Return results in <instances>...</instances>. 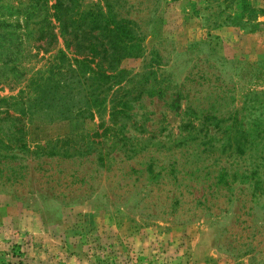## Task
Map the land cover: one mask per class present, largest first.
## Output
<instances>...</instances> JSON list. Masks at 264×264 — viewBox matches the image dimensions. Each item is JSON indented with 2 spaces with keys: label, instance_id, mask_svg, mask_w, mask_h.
<instances>
[{
  "label": "rangeland",
  "instance_id": "374dc122",
  "mask_svg": "<svg viewBox=\"0 0 264 264\" xmlns=\"http://www.w3.org/2000/svg\"><path fill=\"white\" fill-rule=\"evenodd\" d=\"M245 2L77 0L73 12L110 6L141 39L120 66L130 119L115 126L109 107L52 119L25 103L65 46L35 48L44 0H0V47L22 52L17 66L0 54V99H16L13 117L27 109L21 134L0 102V264H264V0ZM101 121L126 147L77 136L56 148L69 157L35 153Z\"/></svg>",
  "mask_w": 264,
  "mask_h": 264
},
{
  "label": "trees",
  "instance_id": "16d2710c",
  "mask_svg": "<svg viewBox=\"0 0 264 264\" xmlns=\"http://www.w3.org/2000/svg\"><path fill=\"white\" fill-rule=\"evenodd\" d=\"M224 1L228 4L239 3L242 12H245V9H250L245 0ZM43 5L46 8L48 7L47 0H44ZM75 8H78L77 0H53L45 16L38 22L41 25L39 28L41 34L35 39L36 50L47 53L59 42V39L63 41L65 50H58L57 55L54 56L47 69L44 72L36 73L30 78L28 89L32 97H28L25 103L29 102L30 107H37V109L55 110L56 113L52 119H71L75 117L93 119L97 113L105 112V109L109 107L108 122L116 126L120 119H130L131 100L129 98L131 91L125 90L121 85V79L127 72L120 66L124 60L139 56L142 50L141 39L134 27L135 23L126 17H120L112 11L110 6H107L106 9L97 6L86 11L77 10L73 12ZM51 18L54 21L53 24ZM24 26V28H28V19L25 20ZM53 29H59L65 34L61 33L58 36L53 33ZM68 29L72 30L69 37L66 36ZM23 35L26 36L27 34L23 33ZM9 44H11L9 45L10 48L8 46L0 47L4 50V53H0L1 63L3 66H7L9 63L17 66V62L19 64L22 62L18 58L22 54L19 51L21 41L18 44H12L11 42ZM69 54H72V57H69ZM71 66H77V68L74 69ZM76 71H78L77 74L69 76V72L76 73ZM86 76L89 77L86 78L87 86L84 83ZM73 78L74 81L70 82V79ZM111 91L112 94L109 97ZM143 93H145V90H141L140 94ZM82 94H84L83 98L76 99ZM75 99L78 101L74 102ZM11 101L13 103H10ZM0 102L6 105L7 110L3 112L5 117L17 123V132L22 134L25 127L23 117H25L27 109H21L23 116L13 117L8 109L11 106L14 107L16 99H0ZM25 103L22 101V106ZM2 120L0 119V121ZM100 129L102 131L99 133ZM111 130L112 128L106 127L105 122L101 121L97 130L93 133H86L85 135L81 133V135L50 141L49 145L53 148L38 146L35 153L69 157L70 155L67 153L60 154L56 151V148L58 146L64 148L73 142L77 143V139H75L77 136L81 137V140L89 138L91 143L95 145H102L105 138V141H112L110 147L114 143H121L122 147H126L127 140L130 138L122 134L119 139L118 133H111ZM21 140V137L16 139L17 142ZM9 147L11 148V146ZM20 147H27V144L21 142ZM80 147H85V144ZM125 151L120 150L118 155L124 154ZM109 155L110 153L107 154V156ZM111 158L116 160L121 156H112ZM100 159L104 161L105 157L101 156Z\"/></svg>",
  "mask_w": 264,
  "mask_h": 264
}]
</instances>
